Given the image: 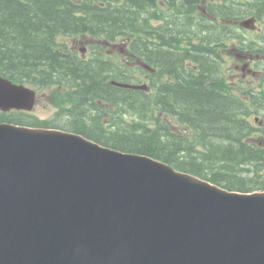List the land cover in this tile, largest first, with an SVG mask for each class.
<instances>
[{
    "label": "trees",
    "instance_id": "1",
    "mask_svg": "<svg viewBox=\"0 0 264 264\" xmlns=\"http://www.w3.org/2000/svg\"><path fill=\"white\" fill-rule=\"evenodd\" d=\"M216 1L212 21L198 0H0V75L51 88L58 108L47 121H0L77 133L229 191H264V127L249 121L264 116V93L232 94L223 74L229 42L264 54V0ZM248 16L261 25L255 41L234 26ZM66 38H88L87 54ZM118 40L121 60L105 52ZM136 66L148 91L111 84H141ZM169 117L189 133L172 130Z\"/></svg>",
    "mask_w": 264,
    "mask_h": 264
},
{
    "label": "water",
    "instance_id": "2",
    "mask_svg": "<svg viewBox=\"0 0 264 264\" xmlns=\"http://www.w3.org/2000/svg\"><path fill=\"white\" fill-rule=\"evenodd\" d=\"M239 25L252 30L255 19ZM36 101L0 75V112H31ZM0 264H264V191H229L80 134L0 122Z\"/></svg>",
    "mask_w": 264,
    "mask_h": 264
},
{
    "label": "rangeland",
    "instance_id": "3",
    "mask_svg": "<svg viewBox=\"0 0 264 264\" xmlns=\"http://www.w3.org/2000/svg\"><path fill=\"white\" fill-rule=\"evenodd\" d=\"M257 26L259 27V24ZM235 27L237 28V26ZM243 32H245L244 36L248 41H255L258 37L257 34L258 30L250 31L243 29L242 33ZM60 41L65 43L67 46L73 48L82 56H85L87 54V50H88L87 46L90 43V40L88 38H66ZM229 44H230L229 49L231 50L223 55V59L225 61L223 74L227 79V83L229 85L232 94L238 95L243 99H246L247 94H244V92L249 91L248 89L250 88H253L254 90L264 91V59H262V55L259 56V59L254 60V54H251V57H253V59L251 60V65H250L251 72L249 73L251 74L252 71L255 70L263 71L262 73L259 74L260 76L257 75L258 77H254V78L247 77L246 75L242 76L241 67L247 63L245 61L249 57L250 53L248 51H239L236 47H234L232 42H229ZM123 48H124L123 45L121 47V41L118 40L115 43V45H113V47H111V45L106 47L105 52L115 57L117 60H121L120 50H122ZM137 67L138 66L135 67L136 76H138L141 79L142 83L146 82L144 75L138 71ZM164 79H166V77H164ZM26 85L37 91L38 99L33 110L28 114L24 113L26 114L25 120L33 119L34 117H36L38 120H43V121H47L51 119L56 114V112H58V108L55 106L54 99L52 98V94H51L52 89L41 88L31 84H26ZM111 112L112 111H109V113ZM19 113L20 112H10L8 114L14 118V117H18ZM262 114H264V112H262ZM257 116H260V113L256 112L255 114L251 115L249 117V121L250 123L256 125L257 127H262L261 124L258 125L257 124L258 122L254 120V118ZM259 119H262V123H263L264 117L260 116ZM103 122L104 123L107 122L106 118L103 120ZM168 122H171L169 124L171 125L172 130L174 131L178 130L180 132H184V129L180 127L178 124L173 123L174 121L172 119L168 118ZM254 138H256V135L254 136ZM257 139L259 138L257 137Z\"/></svg>",
    "mask_w": 264,
    "mask_h": 264
},
{
    "label": "flooded vegetation",
    "instance_id": "4",
    "mask_svg": "<svg viewBox=\"0 0 264 264\" xmlns=\"http://www.w3.org/2000/svg\"><path fill=\"white\" fill-rule=\"evenodd\" d=\"M166 1L168 0H157V4L159 6H161V8H165L166 6ZM200 2V5L199 6H196L200 11L201 13L205 16L206 20H212V21H215V19L211 16V14L208 12V9H207V5L208 4H216V0H198ZM149 6H150V9L153 10L154 6L150 5V1H149ZM215 6H210L209 9L210 10H214ZM120 47V45H119ZM247 62V64L250 66L251 65V59L250 61H245ZM150 72H154V70H151L150 69ZM248 72H246V76L247 77H250V78H254V77H258L257 75L260 74V72H254L252 71L251 74H247ZM260 76V75H259ZM246 79V78H244ZM228 89L230 90V88L228 87ZM264 115V114H263ZM260 117H255L254 120L256 122H258L257 124L261 126H264L263 123H262V119H259Z\"/></svg>",
    "mask_w": 264,
    "mask_h": 264
}]
</instances>
